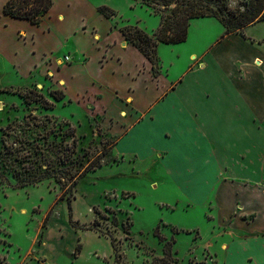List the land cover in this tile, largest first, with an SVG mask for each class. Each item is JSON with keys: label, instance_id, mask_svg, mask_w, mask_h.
<instances>
[{"label": "rangeland", "instance_id": "obj_1", "mask_svg": "<svg viewBox=\"0 0 264 264\" xmlns=\"http://www.w3.org/2000/svg\"><path fill=\"white\" fill-rule=\"evenodd\" d=\"M6 1L0 0V264H264V208L248 209L244 195L250 185L264 204V183L240 182L232 210L223 213L232 200L227 179L211 164L181 161V127L144 128L126 146L136 153L118 148L148 118L136 107L155 96L145 88L146 64L153 81V70L173 80L200 68L186 76L190 93L224 75L222 53H234L241 59L227 78L239 94L252 95L253 110L264 109V21L224 35L218 19L192 20L186 42L159 44L155 69L145 59L136 72L138 58L128 55L133 48L121 30L136 26L153 37L160 14L143 0H53L37 25L9 23ZM244 1L227 0L228 9L240 10ZM212 46L216 55L204 68ZM187 92L183 86L181 95ZM164 106L159 114L170 120ZM253 124L263 128L260 119ZM94 162L95 171L86 173ZM232 241L251 246L238 252Z\"/></svg>", "mask_w": 264, "mask_h": 264}, {"label": "crops", "instance_id": "obj_2", "mask_svg": "<svg viewBox=\"0 0 264 264\" xmlns=\"http://www.w3.org/2000/svg\"><path fill=\"white\" fill-rule=\"evenodd\" d=\"M9 20V23H19L23 21L13 18H9ZM223 37L224 35L221 38ZM120 38H122V36L119 37V39ZM127 48L129 47L122 49L126 50ZM131 48H133V51L129 52L128 55L138 58L135 64L137 72V66L143 61L146 64V60L136 48L133 46ZM207 49L208 46L199 54L202 55V53H204L203 51ZM215 50L217 49H214L212 46L210 52L206 54V57H203L205 62L204 68L208 62H210V58L216 55L217 51ZM138 53L141 58H139L140 56ZM107 54L118 56V54H114L112 51H109V49ZM222 54L221 64L226 71L225 74H220L217 79L197 83L198 88L192 89L190 93L189 88L191 84L189 80L187 81L186 76L188 73L192 72L198 75L200 68H188L180 77L173 80L168 79V73L162 76V71L159 70L161 76L157 74L155 81H153L149 75V71H151L150 65L146 64L149 71H147L146 75H142H144L143 78L145 82H147L146 80H150L151 83L147 82L148 85L145 88L148 89V87H152L155 90V96L151 99V102L147 103L142 109H140L135 101L134 102L139 111L148 110V118L140 121L134 126L130 134L121 140L118 148L120 151L126 153H136L135 151L128 152L126 146L130 143L128 141L132 139V136H135L144 128L154 126L163 127L165 123L170 124L174 130L181 127L178 133V139L182 140V142L181 145L178 146H180L182 151H185L184 156L181 157V161L188 165L189 163H195L200 160L206 165H213L220 179L221 174L225 175L227 180L225 181L224 178L223 181L228 184V187L232 191V200L226 203L228 209L222 206L220 211L227 213L229 209L232 210V204L236 196H238L237 190H242L238 188L240 182H259L261 185L264 183V180H262L264 179V109L260 111L253 110L252 95L250 93L246 95L239 94L235 83H233V81L231 83L227 78L228 73L231 75L232 72L233 74L232 67L236 59L241 58H238L234 53L231 55L227 51ZM67 55L68 54L64 55L63 59ZM192 55L194 54L189 55L188 58L190 62ZM70 57L71 56H69V58ZM118 57L116 58L118 59L117 62H120V58ZM226 59L228 60L226 61ZM108 61L109 60L104 62L108 63ZM70 63L71 60L69 61V64ZM137 77H139L138 74ZM252 80H257V78H252ZM252 83H257V81H253ZM183 86L188 89L186 96L181 95ZM124 91L123 94L126 95ZM134 93L133 91L131 95L132 99L134 98ZM159 98L160 100H158ZM160 106L168 107L170 114H173L170 120L167 119L164 121L160 116ZM195 106L198 108L196 109ZM253 119H260V123L263 124L261 127L263 128L259 129L258 126L254 125ZM162 136L165 143L171 138V135L168 133L162 134ZM173 138L174 137H172V139ZM160 147L161 146L156 148L152 153L160 151ZM168 151L169 150H164L165 155H168ZM219 169H221V171H219ZM190 172L192 173V171ZM244 189V195L248 199L247 208L252 203L256 205V209L264 208V204L257 200L250 185L248 188ZM230 246L238 252L243 251L247 253V248H249L251 244L244 241L238 243L232 241L230 242ZM223 247H225V245H223ZM255 247L260 249L258 246ZM261 250L262 249H260V251ZM248 256L251 257L247 254L245 258ZM246 260L247 259L244 261L247 264L250 263Z\"/></svg>", "mask_w": 264, "mask_h": 264}, {"label": "trees", "instance_id": "obj_3", "mask_svg": "<svg viewBox=\"0 0 264 264\" xmlns=\"http://www.w3.org/2000/svg\"><path fill=\"white\" fill-rule=\"evenodd\" d=\"M146 7L160 14L159 27L153 37L143 33L138 27H124L121 30L122 36L136 48L154 68L157 47L159 44L177 45L186 42L190 21L214 18L225 29L224 35L238 33L247 27L264 21V0H245L240 10H229L227 0H143ZM53 0H7L2 12L4 16L13 19L27 21L32 25L41 23L42 18L50 11ZM106 18L112 12L101 8ZM226 12V17L218 18V15ZM154 77L157 76L153 70ZM60 100L61 97H56ZM44 102L45 108L49 107ZM98 162H94L87 169L86 173L95 171ZM81 246L76 247V252Z\"/></svg>", "mask_w": 264, "mask_h": 264}, {"label": "built area", "instance_id": "obj_4", "mask_svg": "<svg viewBox=\"0 0 264 264\" xmlns=\"http://www.w3.org/2000/svg\"><path fill=\"white\" fill-rule=\"evenodd\" d=\"M64 61H65V62H69V61H70V58H69L68 55L64 57Z\"/></svg>", "mask_w": 264, "mask_h": 264}]
</instances>
